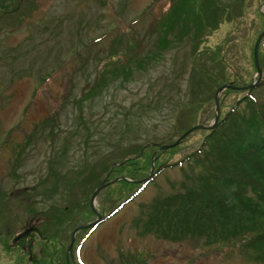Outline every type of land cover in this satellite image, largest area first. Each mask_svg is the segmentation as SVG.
Returning a JSON list of instances; mask_svg holds the SVG:
<instances>
[{
  "label": "rangeland",
  "instance_id": "rangeland-1",
  "mask_svg": "<svg viewBox=\"0 0 264 264\" xmlns=\"http://www.w3.org/2000/svg\"><path fill=\"white\" fill-rule=\"evenodd\" d=\"M18 1L0 18V264H73L65 252L72 230L96 217L89 211L93 189L107 178L131 181L118 166L109 168L119 164L115 158L144 142L166 151L181 141L152 158L146 185L86 235L74 253L79 263L264 264L238 242L173 241L142 227L150 203L181 190L183 173L198 171L175 161L202 132L192 130L176 146L159 145L205 116L202 125H211L216 78L256 80L250 65L264 29V0H213L220 9L209 18L204 0H187L165 36L161 27L176 0H23L15 11ZM258 46L264 53V34ZM261 65L251 88L258 100ZM111 69L119 77L112 79ZM241 91L223 89L217 102L227 105ZM160 161L169 165L156 170ZM142 167L135 161L134 175ZM125 192L116 184L100 189L94 210L104 216ZM28 224L41 237L30 230L12 245ZM80 229L73 243L86 228Z\"/></svg>",
  "mask_w": 264,
  "mask_h": 264
},
{
  "label": "trees",
  "instance_id": "trees-1",
  "mask_svg": "<svg viewBox=\"0 0 264 264\" xmlns=\"http://www.w3.org/2000/svg\"><path fill=\"white\" fill-rule=\"evenodd\" d=\"M15 1L17 3L18 0H0V18L13 13L8 6ZM202 2L203 12L208 13L207 18L220 9V6L213 0H209L210 3L206 0ZM22 4L23 0H19L15 11ZM186 5L187 0L174 2L169 9L167 18L169 20L165 21L161 27L162 35L165 36L167 30L174 28V20L171 21L172 16L180 17ZM180 20L178 19L177 22ZM183 29L187 32L184 24ZM176 30H181V26L179 25ZM182 33L184 32L174 37V40H178ZM258 47L257 61L262 71L261 63L264 62V53L260 51V46ZM223 67L224 65L221 69ZM250 68L255 73L252 55ZM115 69L108 72L112 79L119 77ZM126 75L127 72H125ZM216 79L215 89L229 82L222 76ZM241 80L243 81L236 77L230 83L248 85V82L241 84ZM251 88L242 90V94L227 105L218 100L219 115L215 124L209 128H199L202 134L197 145L175 161V164L186 162L190 166L197 167L198 171L183 173L181 190L155 198L150 203L142 224L143 233L154 232L157 237L173 241L186 237H197L201 238L206 245H233L238 242L244 249L253 253L252 257L256 261L264 263V98L258 100ZM213 99L214 97L210 101L211 104L208 103L211 111L208 117L211 119L214 118ZM188 105L192 107L193 104L188 103ZM176 114L175 119L177 120L179 115L177 112ZM204 120H200L199 123H204L201 122ZM213 123L212 121L211 124ZM178 146L165 151L157 149L156 145L144 142L138 150L116 157L115 162L119 164L109 165V168L118 166L116 171L123 172L119 176L129 177L131 181L122 178L113 182L109 178L104 180L108 182L104 187L108 188L112 184L122 185L126 187V192L114 201L113 206H109L102 219L115 214L146 185L152 176L151 173L146 178L152 158H159L162 152L175 150ZM147 147H150L149 150L144 151ZM139 160L143 167L139 174L134 175L136 171H133L132 166L135 161ZM161 162L156 170L169 165V163ZM110 171V169L107 170L104 176ZM92 230V227L84 229V232L72 244L75 264H80L74 254L76 247ZM38 237H41V234Z\"/></svg>",
  "mask_w": 264,
  "mask_h": 264
},
{
  "label": "water",
  "instance_id": "water-1",
  "mask_svg": "<svg viewBox=\"0 0 264 264\" xmlns=\"http://www.w3.org/2000/svg\"><path fill=\"white\" fill-rule=\"evenodd\" d=\"M264 34V29L259 33V35L257 36L256 38V41L254 43V46H253V50H252V55H253V63H254V66H255V69H256V74H257V78L254 82H251L250 84L246 85V86H236V85H233L231 83H224L222 85H220L219 87H217V89L215 90V93H214V107H215V111H214V119H213V124L211 125H202V124H197V125H193L189 128H187L186 130H184L181 134H179L171 143H167V144H163V145H159V147L161 149H166L168 147H172V146H175L177 145L181 139H183L189 132H191L192 130L194 129H197V128H209L211 126H213L218 118V114H219V109H218V102H217V99H218V94L221 90L225 89V88H233V89H245L246 87H251L253 86L256 81L258 80L259 78V75H260V68L258 66V63H257V46H258V43H259V40L261 38V36ZM116 163L112 164L115 165ZM152 173V166L150 168V172L148 173V175L146 176V178H148L150 176V174ZM122 179H125L122 177ZM129 181V180H128ZM108 182H105L104 180L100 181L96 187L93 189L91 195H90V199H89V206L91 208V210L93 211V213L96 215L95 219L92 220L91 222L87 223V224H83V225H78L76 226L72 232H71V236H70V240H69V243L67 245V249H66V253L68 254L69 256V259L71 260V262L73 263V258H72V254H71V246H72V242H73V235L74 233L80 229V228H87V227H91L93 226L96 222H98L100 220V215L94 210L93 208V201H94V198L97 194V192L103 188L105 185H107ZM30 230H33V231H36L38 233V230L36 229V227L34 225H31L29 226L28 228H24L22 231H20L19 233H17L11 240V244L13 245V243L21 238V237H24L26 236V234L30 231Z\"/></svg>",
  "mask_w": 264,
  "mask_h": 264
},
{
  "label": "flooded vegetation",
  "instance_id": "flooded-vegetation-1",
  "mask_svg": "<svg viewBox=\"0 0 264 264\" xmlns=\"http://www.w3.org/2000/svg\"><path fill=\"white\" fill-rule=\"evenodd\" d=\"M27 223H28V222H27ZM30 223H32V222H30ZM32 224H33V223H32ZM35 224H36V222H35ZM29 225H30V224H28V226H29ZM35 227L37 228V226H35ZM30 233H32V232H30ZM30 233H29V234H30Z\"/></svg>",
  "mask_w": 264,
  "mask_h": 264
},
{
  "label": "bare ground",
  "instance_id": "bare-ground-1",
  "mask_svg": "<svg viewBox=\"0 0 264 264\" xmlns=\"http://www.w3.org/2000/svg\"><path fill=\"white\" fill-rule=\"evenodd\" d=\"M255 87V86H254ZM246 90H248V89H246ZM246 95V94H245ZM252 98V97H251ZM12 236V235H11ZM22 239V238H21ZM24 239V238H23ZM75 261V260H74Z\"/></svg>",
  "mask_w": 264,
  "mask_h": 264
}]
</instances>
